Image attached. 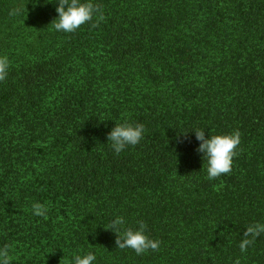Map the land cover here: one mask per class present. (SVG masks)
Instances as JSON below:
<instances>
[{"label":"trees","instance_id":"trees-1","mask_svg":"<svg viewBox=\"0 0 264 264\" xmlns=\"http://www.w3.org/2000/svg\"><path fill=\"white\" fill-rule=\"evenodd\" d=\"M92 2L105 19L66 33L54 28L58 0H0V247L11 245V264L88 252L92 264H264V233L239 248L264 223V0ZM124 122L145 132L117 155L107 134ZM196 129L239 130L230 174L207 178ZM117 216L144 221L159 250L116 248L105 228Z\"/></svg>","mask_w":264,"mask_h":264},{"label":"clouds","instance_id":"clouds-1","mask_svg":"<svg viewBox=\"0 0 264 264\" xmlns=\"http://www.w3.org/2000/svg\"><path fill=\"white\" fill-rule=\"evenodd\" d=\"M21 7H15L9 11V15H19ZM58 17L54 19V28L57 31L66 33L75 32L80 26L92 21V27L98 26L100 21L105 19L102 12V6L95 4L92 0H58L56 8ZM94 15L96 16L93 21ZM52 21V22H53ZM10 61L8 57L0 56V81H4L8 75ZM145 126L142 123L124 122L115 124V127L107 134V141L111 142V147L118 155L126 146L137 145L143 138ZM197 140L200 144L198 152L207 157V178L215 180L216 178L230 174L232 171L233 158L237 155V148L240 144L241 133L234 130L229 134H216L205 137V131L201 129L194 130ZM185 135L187 132H183ZM33 214L47 219L48 207L40 202L32 204ZM138 228L125 227V220L122 216L115 217L105 229H110L116 233V248H131L137 255L146 253L149 250L158 251L160 241L150 238L146 234L147 225L144 221H138ZM264 233V223H253L246 227L243 232L244 239L241 240L239 248L241 252H246L248 246L255 242V239ZM11 245L5 244L0 247V264H11L13 256L10 254ZM96 259L95 254L88 252L86 255H76L74 264H92ZM234 264H240L239 258Z\"/></svg>","mask_w":264,"mask_h":264}]
</instances>
